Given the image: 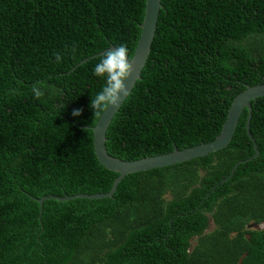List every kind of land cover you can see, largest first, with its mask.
<instances>
[{"label": "trees", "instance_id": "1", "mask_svg": "<svg viewBox=\"0 0 264 264\" xmlns=\"http://www.w3.org/2000/svg\"><path fill=\"white\" fill-rule=\"evenodd\" d=\"M144 2L0 0V264H264V227L246 229L264 224V97L250 101L258 153L223 183L253 154L246 109L221 150L128 174L110 198L37 202L105 193L117 176L92 150L91 99L105 85L94 68L109 47L131 57ZM159 2L139 78L104 134L126 160L213 138L233 97L264 83V0Z\"/></svg>", "mask_w": 264, "mask_h": 264}, {"label": "water", "instance_id": "2", "mask_svg": "<svg viewBox=\"0 0 264 264\" xmlns=\"http://www.w3.org/2000/svg\"><path fill=\"white\" fill-rule=\"evenodd\" d=\"M159 8H160L159 0H145L144 2L142 21L139 25L140 31L135 47L133 49V53L131 55V57L135 61L133 65L134 71L131 79L126 81V83L129 86V90H131L135 81L139 78V74L143 68L146 57L149 53V47L154 35ZM109 48H113V47H109ZM260 97H264V83L256 84L253 86H246L242 91L236 94L231 100L226 112L225 119L221 125V128L213 138L205 142H202L198 145L187 147L181 150H177L173 148V150L168 153L159 154L150 157H144L140 159H133V160H126L105 150L104 147L105 130L113 114L117 111L118 107L122 102L115 109L109 107L108 109L105 110V112H101L99 114L95 124L90 128L92 133V150L97 162L105 169L115 172L117 174V176L113 179L109 190L105 193L78 194L71 196L65 195L63 197L47 195L37 199V202L39 205H41V203L44 200H49V199H54L57 201H67L75 198H85L90 200L110 198L113 192L115 191L116 185L120 182V180L124 176L128 174L143 172L155 168H162L178 163L187 162L191 159L203 157L209 153L221 150L230 141L238 117L243 112V110L246 109L244 129L247 137L252 142L253 154L247 159L236 162L231 167L228 176L220 181V183H223L232 175L233 170L238 164L244 163L246 161L255 158L258 153L256 150V145L253 139L251 138L248 129H249V119L251 114L250 101H254L256 98H260ZM212 189L213 188H211V190Z\"/></svg>", "mask_w": 264, "mask_h": 264}, {"label": "clouds", "instance_id": "3", "mask_svg": "<svg viewBox=\"0 0 264 264\" xmlns=\"http://www.w3.org/2000/svg\"><path fill=\"white\" fill-rule=\"evenodd\" d=\"M75 46L72 51L75 52ZM56 62L60 63L62 56L56 54ZM135 61L129 56L127 45L121 44L118 47L109 48L104 52L103 57L95 65L94 74L105 79L102 90L91 99L90 107L99 115L109 107L116 108L125 96L129 94V86L126 83L133 75ZM34 97L39 99L44 93L38 87L33 86ZM81 109H74L72 115L79 116Z\"/></svg>", "mask_w": 264, "mask_h": 264}, {"label": "rangeland", "instance_id": "4", "mask_svg": "<svg viewBox=\"0 0 264 264\" xmlns=\"http://www.w3.org/2000/svg\"><path fill=\"white\" fill-rule=\"evenodd\" d=\"M249 45L255 47L253 48V50L255 51V55H257V53L259 52V50L257 49V46L259 45V42L261 41V38H251L250 40H248ZM163 198L165 199H169V193H165L163 195ZM264 224H259V225H246V229H256V228H263ZM213 229V225L212 223L209 221L208 222V227L205 229V231L203 232L202 236H205L208 234L209 231H211ZM195 243V239H191L190 244L194 245Z\"/></svg>", "mask_w": 264, "mask_h": 264}]
</instances>
